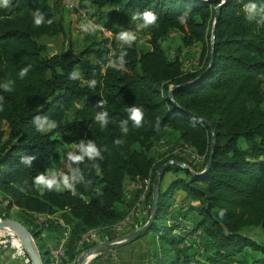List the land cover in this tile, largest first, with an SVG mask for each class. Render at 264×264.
Returning <instances> with one entry per match:
<instances>
[{
	"label": "trees",
	"instance_id": "16d2710c",
	"mask_svg": "<svg viewBox=\"0 0 264 264\" xmlns=\"http://www.w3.org/2000/svg\"><path fill=\"white\" fill-rule=\"evenodd\" d=\"M85 1L78 0L83 9ZM217 4L89 0V16L113 35L120 37L136 22L149 35L150 49L122 40L107 65L98 41L81 47L71 41L72 26L60 0H10L7 8L0 7V193L9 199L8 207H17L15 219L32 231L43 264L50 258L40 233L51 226L32 225L29 214L60 213L71 226L68 255L73 260L85 231L113 225L134 205L138 194L125 198V180L151 177V202L157 169L177 159L201 172L212 135V162L202 177L175 164L161 174L155 219L146 232L152 235L154 264H198L186 250L190 245L180 250L177 225H166L176 190L189 202L178 212L196 218L192 231H200L208 264H264V0H226L212 46ZM249 5L256 6L254 13L246 11ZM146 11L156 16L147 27ZM37 12L40 25L35 24ZM170 29L182 33L183 45L201 44L192 71L183 69L179 54L169 59L161 46ZM59 34L67 45L49 54L41 39ZM210 60L200 80L181 86L201 75ZM132 108L143 113L140 127L131 119ZM103 113L106 123L97 119ZM45 119L55 125L50 131L39 130L37 121ZM162 138L188 144L199 158L157 156L154 144ZM61 143L73 146L70 156L84 157L74 162L69 156L61 177L67 176L75 191L37 187L36 177L52 179L46 167L59 157ZM90 143L99 152L92 159L84 155Z\"/></svg>",
	"mask_w": 264,
	"mask_h": 264
},
{
	"label": "built area",
	"instance_id": "2783aa9c",
	"mask_svg": "<svg viewBox=\"0 0 264 264\" xmlns=\"http://www.w3.org/2000/svg\"><path fill=\"white\" fill-rule=\"evenodd\" d=\"M61 4L68 9L75 11L78 17L85 18L87 16L85 10L81 8L78 0H60ZM136 28H140L141 24L136 22ZM94 27L100 30L103 34L105 33L111 40V32L104 29L100 24L94 23ZM118 45L115 47L111 44V41H108L105 44V57L107 59L105 65L109 64L110 58L114 55ZM171 154L179 156H188L191 160H197L199 156L191 149L188 144H183L176 146ZM67 168L65 170V173ZM64 173V175H65ZM132 184L137 189V199L130 209V211L118 222L114 223L111 226H103L98 228H91L85 231L79 241L77 247L81 249V252L89 248L98 237L101 236L103 230L108 229L116 233L117 236L123 235L127 232L134 231L140 228L148 219L149 212H151V202L147 198L148 190L151 184V177H147L144 180H132ZM9 204V199L4 198L0 194V208ZM181 211L186 210V206L180 208ZM51 214H38L35 213V217L40 220L41 223L48 225ZM34 217V216H33ZM53 221V220H52ZM55 222L57 220H54ZM170 224H176V232L183 237V244L185 246L190 245L191 236L199 237L200 231H192V223L188 219V216H184L181 212L175 211L171 213V216L168 218ZM58 224L62 228L61 235L57 238V241L54 245L49 248V258L50 264H76L77 258L70 260L68 255V242L71 236V226L66 224L61 218L58 220ZM4 233V232H3ZM14 236L7 238V235L0 234V264H10V261H20L22 264H29L31 258L27 254L24 245L19 241V237L13 233ZM116 236V237H117ZM18 237V238H17ZM10 251L7 257H4L6 251ZM80 254V253H79ZM99 255V254H98ZM98 255H93L84 260L83 264H88L90 260L96 258ZM152 263V260L146 264ZM153 264V263H152Z\"/></svg>",
	"mask_w": 264,
	"mask_h": 264
},
{
	"label": "rangeland",
	"instance_id": "374dc122",
	"mask_svg": "<svg viewBox=\"0 0 264 264\" xmlns=\"http://www.w3.org/2000/svg\"><path fill=\"white\" fill-rule=\"evenodd\" d=\"M88 5H89V0H86L84 10H85L87 16L85 18L78 17V15L75 11H74L75 13L72 12V14H71L69 11H67V9L63 8V10H64L63 14L65 13L64 14L65 21H66V23H68L67 21H70L69 24L72 26V32H71L72 37H70L71 41H73L75 43L76 47H81L83 45L90 44V42H92V41H94V42L98 41L100 44V47H102V48L103 47L105 48V44L108 41H111V44L114 47L116 45H120V43L122 42V39H120V37L115 36L111 33V40H110L109 37L107 36L108 34L107 35L105 33L103 34L100 30H98L94 27V23H97V22H95L94 17L89 16L88 10H90V7ZM83 26L88 27L89 31L85 32L83 30ZM67 31H68V33H70L69 30H67ZM126 33H130L133 36H135V39L132 40V42H134L136 44L138 49L143 50V51L150 49L149 35H148L146 29H144L142 27V25L140 28H136L135 25H133V28H131V30H129ZM181 37H182L181 32H179L176 29H170L163 36V38L161 40V46L166 51L167 57L169 59L173 58L174 55L179 54L181 57V60L183 62V69L192 71V69L195 66H197V64L200 60L201 44L195 43L193 45H188V46L183 45V43L181 41ZM42 41L44 43L47 42L49 44L48 52L50 54L55 53V52L59 53L67 45V42H65V39L63 38V36L61 34L54 36V37L43 38V39H41V42ZM263 87H264V85H263ZM3 129L5 130L4 138H6L8 135V127L6 124L3 125ZM56 136H58V135H56ZM171 136H172L171 133H167V137L171 138ZM176 146H179V145L172 144L171 142H168L166 140V138L165 139L162 138V139L157 140V142L154 144V153L157 154V156L158 155H160V156L173 155V154H171V151H173L175 148H177ZM72 147L73 146L71 144L67 145L65 143H61L59 146V157L47 164L46 173H47L48 177L55 179V181H56L55 186L57 188H61L64 186V182L61 181V177L64 175L66 167L68 165V156H69V153L73 149ZM171 160L172 159L167 160L165 163H167L168 161H171ZM173 160H175V159H173ZM178 161H180L179 163L181 165L178 163H173V164L179 165L180 167H182L183 163L188 165V163L185 160H178ZM190 168H192V167H190ZM37 187H40V186H37ZM1 209H3V211H0V219H6V218L15 219V218H17L16 216H17L18 212L16 211L17 207L15 205H12L11 207H8V205H6V206H3L2 208H0V210ZM8 215H9V217L5 218V216H8ZM27 219L32 222V225L38 224L40 221L37 219V217H35V216L33 217L32 214H29V218H27ZM48 223L53 224L54 222H48ZM166 223H167V225H171L170 222H168V219H167ZM27 226H28V224H27ZM26 228L29 231L31 237L33 238L32 241H34L36 248L38 249V252H39L40 257H41V252L38 248V245L36 243V240L33 236L32 231H30V229H28L29 227H26ZM1 233L7 235V238H10V236H14L11 233L5 232V231H1L0 234ZM145 235L143 237H145ZM143 237H141V238H143ZM46 243H44V245H43L44 246L43 250H45L46 248L49 249L48 241ZM92 246L93 245H91L90 247H92ZM82 252H80V254ZM200 252L201 253L203 252V258H204V261L201 262V264H207L206 263L207 254L205 253L206 251H205L204 246H203V249L200 250ZM6 253L9 255L10 251L8 250V251H6ZM78 256H77V258H78ZM93 260H90L88 264H91ZM150 260H152V259H150ZM41 262L43 264L42 257H41ZM152 263H154V261H152ZM152 263H150V264H152ZM199 263L200 262H198V264ZM16 264H22V262L17 261ZM29 264H31V262ZM142 264H145V262H143Z\"/></svg>",
	"mask_w": 264,
	"mask_h": 264
},
{
	"label": "crops",
	"instance_id": "0c3cea01",
	"mask_svg": "<svg viewBox=\"0 0 264 264\" xmlns=\"http://www.w3.org/2000/svg\"><path fill=\"white\" fill-rule=\"evenodd\" d=\"M63 8H65V7L63 6ZM65 9H67V11H69L71 14H72V12L75 13L71 9H68V8H65ZM45 44L47 45V47L49 49V44L47 42H45ZM55 53H57V52H55ZM52 54H54V53H52ZM71 153H72V151L69 153V156ZM69 156H68V159H69ZM66 168L68 169V165ZM61 188H65V186H63ZM123 188H124L125 198L128 200H131L134 197V195L137 194V189L132 184L131 179L125 180ZM58 189H60V188H58ZM183 197H184V192H182L181 190L175 191L173 205H172L173 208L171 209L168 217H170L171 213H173L175 211H181L179 209L183 205L189 204L188 201L183 200ZM31 214L33 216H35V213H31ZM49 218H50V220L48 222H54V223L53 224L47 223L51 227L41 231L40 237L44 243H46L48 241V245L50 248L52 245L55 244V242L57 241V238L61 235L62 228L58 224V220H60V218H61L59 213L51 214ZM188 219L191 221V223L193 225L191 228H193L194 225H196V218L194 217V215L189 214ZM52 220H57V221L55 222ZM166 222H167V220H166ZM38 224H42V223L39 221ZM43 224L46 225L45 223H43ZM166 225H167V223H166ZM113 233H115V232L112 230H108V229L103 230V233L101 234V236L98 237L97 240L95 241V243H93L92 245L114 239L116 236H113L112 235ZM176 236H178L181 239V237H180L181 235L180 236L176 235ZM151 237H152L151 233H148L147 235H145V237H143L141 239L128 242V243H126L122 246H119L113 250H109V251L107 250V251L103 252L102 254H99L96 258H99L100 256H102V257L108 258L110 260L106 261L104 259H100V261L94 262V260L96 259V258H94V260L92 259L93 261L91 264H142L143 262H145V264H146V262H149L150 259H152V261H154L153 256L151 255V253H152V251H151V249H152ZM201 242H203L202 237L196 238L194 236H191L190 247L188 249H186L188 252H190V254L193 255L194 259L200 263L204 261L203 252L202 253L200 252V250L203 249V246L200 244ZM185 247L186 246L180 240V242H179L180 250L185 251ZM206 254H207V256L209 255L208 252ZM3 256L7 257L8 254L5 252ZM206 263L207 264L209 263L208 259H206ZM10 264H16V262L10 261Z\"/></svg>",
	"mask_w": 264,
	"mask_h": 264
},
{
	"label": "water",
	"instance_id": "95a60500",
	"mask_svg": "<svg viewBox=\"0 0 264 264\" xmlns=\"http://www.w3.org/2000/svg\"><path fill=\"white\" fill-rule=\"evenodd\" d=\"M196 1H200V2L218 1V4L215 6V16H214V21H213L212 31H211L212 46H213L215 24H216L217 19H218L219 10L223 6V4L226 2V0H196ZM212 54H213V52L211 51V59H212ZM210 65H211V60H210L208 67L206 68V70L201 75H199L197 78H195L192 81L181 84V86L182 85H189L193 82L200 80L208 72ZM213 146H214V135H212L211 153H210L208 162H207L205 168L201 172L194 171L192 168H190L185 163H183L182 167L184 169H186L187 171H189L193 177H196V178L202 177L203 174L209 169V167L211 165ZM179 162L180 161H178V160L168 161L167 163L163 164L157 170V172L155 174L153 186H152L151 212H150V215H149L147 221L140 228H138L134 231H131V232H127L123 235H119L112 240L105 241L102 243H98V244L93 245L92 247L87 248L78 256L76 264H83L84 260L88 257H91L93 255L102 254L103 252H105L107 250L109 251V250L116 249L117 247L122 246L128 242L138 240L141 237H143L146 234V232L148 231V229L152 226L154 219H155L156 210H157V203H158V198H159V190H160V176L163 173V171L170 164H173V163L180 164ZM1 228H3V229L10 228V230H12L13 233H15L21 239L22 244L24 245V248H25L27 254L31 258V264H42L38 249L36 248L34 241H32L33 238L31 237L27 228L20 221H18L16 219H12V218L0 219V229ZM24 237H26V238L24 239ZM23 239L25 242L23 241ZM29 247L33 250L32 252L30 251ZM100 259H104L106 261L110 260L108 258L100 256L99 258H96L94 260V262H98V261H100Z\"/></svg>",
	"mask_w": 264,
	"mask_h": 264
},
{
	"label": "clouds",
	"instance_id": "9594fccd",
	"mask_svg": "<svg viewBox=\"0 0 264 264\" xmlns=\"http://www.w3.org/2000/svg\"><path fill=\"white\" fill-rule=\"evenodd\" d=\"M10 4V0H0V7H4L7 8ZM246 11L248 13H254L256 11V6L255 5H249L246 8ZM35 24L36 25H40L42 22V16L40 15L39 12H37L35 14ZM143 21H144V26L147 27L148 25H152L155 21H156V16L153 15L152 12L150 11H146L143 13ZM181 23H184V19L181 18ZM49 24H51V21H49ZM83 30L85 32L89 31V28L86 26H83ZM120 39L125 40V41H132L135 39V36H133L130 33H122L120 35ZM27 72V69H25L24 71H22L20 73V76L23 77ZM78 76V73L73 72L71 74V78L76 79ZM92 84H95V81L91 82ZM7 87V86H5ZM131 111V119L135 122V126L136 127H140L141 126V121L143 119V113L140 109L138 108H132L130 109ZM107 113H103L99 116H97V119L105 122V117H106ZM38 125H39V130H51L52 128L55 127L54 124H50L48 123L47 119L45 120H38L37 121ZM159 121H157V131H159V127H158ZM125 131H127V129H125ZM117 143H120L119 141H117ZM84 155H87L90 159L95 158L96 156L99 155V152L97 151L95 145L93 144H89V146L84 150ZM83 155H72L70 156V159L73 160L74 162H81L83 160ZM26 163L28 161H25ZM97 171H99V167L97 166ZM64 186L68 189H71L72 191H75L73 188V185L69 183V178L66 176L64 177ZM35 184L37 186H44L46 187L48 190H53L54 185L56 184L55 179H47L45 178V176L40 175L38 177L35 178ZM221 216H223V212L221 213Z\"/></svg>",
	"mask_w": 264,
	"mask_h": 264
},
{
	"label": "bare ground",
	"instance_id": "6f19581e",
	"mask_svg": "<svg viewBox=\"0 0 264 264\" xmlns=\"http://www.w3.org/2000/svg\"><path fill=\"white\" fill-rule=\"evenodd\" d=\"M1 231H5V232H9V233H13V231L10 230V228H5V229L1 228V229H0V232H1ZM14 234H15V233H14ZM15 235H16V234H15ZM17 238H18V237H17ZM25 238H26V237H24V239H25ZM18 239H19L20 242H22L20 238H18ZM24 239H23V241H24ZM24 242H25V241H24ZM29 248H30V247H29ZM30 251L32 252L33 250L30 248Z\"/></svg>",
	"mask_w": 264,
	"mask_h": 264
}]
</instances>
